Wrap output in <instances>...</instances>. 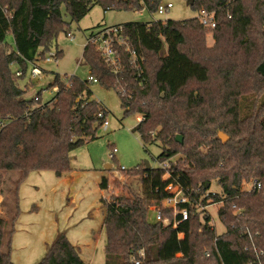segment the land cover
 Returning a JSON list of instances; mask_svg holds the SVG:
<instances>
[{"label": "trees", "instance_id": "16d2710c", "mask_svg": "<svg viewBox=\"0 0 264 264\" xmlns=\"http://www.w3.org/2000/svg\"><path fill=\"white\" fill-rule=\"evenodd\" d=\"M160 3L0 0V118L5 123L0 128V193L6 207L2 183L9 181L14 205L9 220L0 217V264H15L11 253L20 216V186L31 172L52 171L57 177L71 172L72 153L97 138L103 125L98 113H109L91 98L90 80L72 76L64 83L56 74L50 87L58 91L48 103H43L41 92L28 99V87L19 85L28 66L46 60L55 40L70 26L62 7L71 22L79 23L96 5L105 11L153 14ZM190 7L214 13L215 28L203 26L198 17L117 25L143 60L140 78L123 47H118L122 56L118 75L94 45L86 43L83 50L89 77L109 89L119 84L125 88V95L115 89L125 116L145 117L133 131L144 145H158L157 160L168 163L150 169L144 163L124 172L139 176L141 194L129 191L101 199L105 264H264V0H194ZM208 31L214 34L212 47L206 43ZM93 32L90 29L88 38ZM9 34L14 46L6 42ZM56 54L58 60L62 51ZM219 132L229 140L222 142ZM13 171L19 177L5 180V174ZM166 172L168 180L163 179ZM214 180L220 194L210 192ZM252 180L262 184L260 191L243 189ZM170 184L190 197L189 204L180 206L188 210L189 218L177 228L155 223L149 213L152 205L170 196ZM100 187L109 188L106 177ZM210 199L222 202L217 211L225 227L221 234L203 209ZM169 215L170 210L162 211L163 217ZM253 245L263 253L259 258ZM37 264L87 263L63 231Z\"/></svg>", "mask_w": 264, "mask_h": 264}, {"label": "rangeland", "instance_id": "374dc122", "mask_svg": "<svg viewBox=\"0 0 264 264\" xmlns=\"http://www.w3.org/2000/svg\"><path fill=\"white\" fill-rule=\"evenodd\" d=\"M163 5L171 3L172 8L163 15L149 13L148 11L137 12L135 10L105 11L100 5H96L79 23L71 22L69 15L62 7V14L70 26L64 33H61L55 40L52 49L47 56L62 51L57 61L39 60L35 65L40 68L42 75L31 79L32 65L26 70V75L18 80L21 88L28 87L26 97L31 99L39 92L42 93L43 103L50 102L56 92L50 84L54 82L58 74L64 83L68 78L74 76L82 81H88L90 71L85 65L82 54L90 29L98 30V26L111 27L115 25L150 21H186L198 17L199 13L187 5L184 0H161ZM74 36L69 38L67 33ZM212 32H207L206 43L209 47L214 45ZM6 42L14 46V39L11 34L7 35ZM92 91L91 98L101 103L107 110L108 127H100L96 133V139L79 147L72 153V172H75L73 180L69 185L55 187L56 175L52 171L43 173L31 172L23 183L20 198V216L16 222V232L12 242L13 260L22 261V264H37L45 255V250L37 251L35 242H30L32 237L36 238L39 231H45L50 221L65 222L69 228L70 241L81 248V257L87 264H105L104 244L106 235L102 229L103 213L101 211L100 198H109L111 195H124L129 191L141 194L139 176L124 175L123 178L109 179L112 171L120 168L131 170L142 166L148 161L152 168H161L163 165L157 158L161 148L156 144L144 145L140 135L134 132L138 125V115L125 116V109L122 107L121 99L115 89L106 88L100 84H89ZM116 149V160L110 158L112 145ZM176 160V157L173 161ZM168 164L167 162H165ZM106 164L112 166V170H106ZM105 175L109 182V192L101 191L98 183ZM5 180L17 179L19 173L13 171L5 174ZM165 177V176H164ZM7 196V206L0 209V217L6 220L12 217L10 210L13 205L10 196L11 185L2 183ZM37 187V188H35ZM210 192L220 194L222 189L217 181H212ZM36 205L38 208L34 209ZM153 206V205H152ZM220 205L211 203L207 207L212 215L213 225L218 234L225 231L217 211ZM153 207L149 213L154 218ZM66 229V230H67ZM68 236V238H69ZM33 250L32 258L29 251ZM35 253V255H34ZM12 260V261H13Z\"/></svg>", "mask_w": 264, "mask_h": 264}, {"label": "built area", "instance_id": "2783aa9c", "mask_svg": "<svg viewBox=\"0 0 264 264\" xmlns=\"http://www.w3.org/2000/svg\"><path fill=\"white\" fill-rule=\"evenodd\" d=\"M173 5L171 3L167 5H163L162 3L159 4L158 9L156 13L159 15H163L170 8H172ZM138 12V11H137ZM198 18L201 22V24L205 27L215 28L216 22H215V14L214 13H208L204 10L199 12ZM123 28L121 26H111V27H102L101 29L94 31L93 34L88 38V41L86 43H89L91 45H94L105 61L106 65L110 69V71L114 75H118L119 72H121L122 67V56L120 52L118 51V47H123L126 52L130 54V62L135 70L137 76L140 78L142 76V62L143 60L140 59L135 51L131 48L129 42L125 37L122 35ZM67 36L69 38H73V34L71 32L67 33ZM57 61V54H50L47 56L46 60L48 62H51L52 60ZM22 72L18 71L17 76H21ZM42 75V71L39 67H37L35 64H32V70H31V79L35 77H39ZM90 82H93L94 84H98V80L94 79L92 77H89ZM116 90L120 91L123 95L126 94V90L122 85H116ZM58 88H54V92H57ZM107 115L108 113L104 110L100 111L98 113V118L103 121V125L105 128L108 127L109 123L107 121ZM138 123H141L145 120V117L143 115H138ZM5 125L3 120L0 118V128H2ZM111 159L116 158V149L113 148L112 152L110 154ZM162 167H167V164L163 163ZM112 170V167H111ZM126 168H120L118 170L112 171L110 174L109 179H119L123 178L124 172H126ZM163 177L164 180H168L170 178V175L168 172L165 173ZM243 189L247 191H260L262 189V184L257 180H252L249 182L244 183ZM167 191L170 193V196L167 197L162 201L160 205H154L153 207V213L154 218L151 217V219L155 223H163L165 226H173V228H177L179 224L182 222L188 220L189 213L186 208H181L180 206L182 204H189L190 203V197L186 196L184 191L177 185L170 184L167 188ZM216 194V193H214ZM211 203L222 205V202L215 203L213 200H208V205L205 206L203 209L207 210V207L211 205ZM219 206V207H220ZM150 207V208H152ZM170 210L169 216H162L163 210ZM214 227V225H213ZM215 228V227H214ZM249 234V232H248ZM183 234L179 235V238L182 239ZM253 249L255 251L256 256L259 258L263 253H259L257 249L255 248V245H253ZM139 255L141 258L145 257L144 251L141 250L139 252ZM206 256L209 257L210 254L206 252ZM136 264H139V261L135 262Z\"/></svg>", "mask_w": 264, "mask_h": 264}, {"label": "crops", "instance_id": "0c3cea01", "mask_svg": "<svg viewBox=\"0 0 264 264\" xmlns=\"http://www.w3.org/2000/svg\"><path fill=\"white\" fill-rule=\"evenodd\" d=\"M117 26V25H115ZM87 42V41H86ZM108 164H106L107 166ZM108 171V170H107ZM45 171H39V172H36V173H43ZM54 173V172H53ZM55 174V173H54ZM75 175V172H72V173H67V174H64L63 176L61 177H57L55 178V181H54V184H55V187L52 189L55 190V188L57 186H60V185H69L71 184V181L73 180V176ZM106 177L105 175H102L99 183H98V186L100 188L101 191H105L103 189H101L100 187V182L102 180V178ZM23 185V184H22ZM22 185L20 186V189H19V194L21 192V189H22ZM37 188V187H35ZM109 192V188L106 190ZM104 195H102V197L100 198V205H101V211L103 213V221H102V229L104 228L103 227V223H104V218H105V213H104V209H103V206H102V203H101V199H103ZM4 199H5V195H2L0 193V209L3 207V202H4ZM20 199V198H19ZM34 209H37L38 207L36 205L33 206ZM19 218V217H18ZM18 220V219H17ZM67 226L65 225V222H62L61 224L58 223V222H53V220L50 221V224H49V227L45 230V231H39V233L37 234L36 238L31 237L30 239V242H35V245H37V251L38 250H41V247L45 250L46 252V249H47V246L49 244H51L53 242V240L55 239L56 235L59 233V232H63L65 231L67 233V236H69V231L70 229L68 228L67 230ZM15 232H16V229H15ZM15 234V233H14ZM14 237V235H13ZM69 239H70V236H69ZM15 240L12 239V242L14 243ZM72 244L79 250V253H80V256H81V248L79 246L76 245V243H73ZM30 253V258H32V255H33V250H30L29 251ZM12 254V253H11ZM35 255V253H34ZM12 258V256H11ZM83 259V258H82ZM13 260V258H12ZM17 260V259H16ZM16 260H13V262L15 264H22V261L19 260V261H16ZM84 260V259H83ZM85 261V260H84ZM86 262V261H85Z\"/></svg>", "mask_w": 264, "mask_h": 264}, {"label": "water", "instance_id": "95a60500", "mask_svg": "<svg viewBox=\"0 0 264 264\" xmlns=\"http://www.w3.org/2000/svg\"><path fill=\"white\" fill-rule=\"evenodd\" d=\"M119 2H121V1H123V2H126L127 0H118ZM187 2V5L188 6H192L193 4H194V0H187L186 1ZM218 137H219V139L222 141V142H227L228 140H229V137L226 135V134H224L223 132H219L218 133ZM177 141L178 142H182V137L181 136H177ZM145 166H146V169H150L151 168V165L149 164V162L148 161H145ZM111 165H107L106 166V170H111ZM210 187V184L208 183L207 185H206V189H208Z\"/></svg>", "mask_w": 264, "mask_h": 264}]
</instances>
